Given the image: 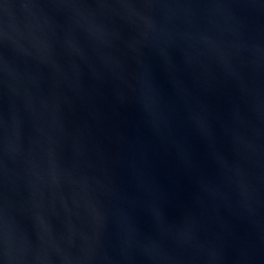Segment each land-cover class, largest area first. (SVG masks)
I'll return each mask as SVG.
<instances>
[{
	"label": "water",
	"instance_id": "obj_1",
	"mask_svg": "<svg viewBox=\"0 0 264 264\" xmlns=\"http://www.w3.org/2000/svg\"><path fill=\"white\" fill-rule=\"evenodd\" d=\"M0 264H264V0H0Z\"/></svg>",
	"mask_w": 264,
	"mask_h": 264
}]
</instances>
